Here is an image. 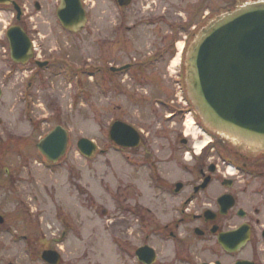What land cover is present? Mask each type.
Wrapping results in <instances>:
<instances>
[{"label": "flooded vegetation", "instance_id": "flooded-vegetation-1", "mask_svg": "<svg viewBox=\"0 0 264 264\" xmlns=\"http://www.w3.org/2000/svg\"><path fill=\"white\" fill-rule=\"evenodd\" d=\"M245 1L80 0L81 22L64 0H0V181L9 172L5 157L22 153L26 97L35 98L48 72L72 86L76 77L80 86L90 83L103 100L138 91L134 101L147 107L150 95L171 127L164 138L175 162L165 171L150 161L146 202L135 211L144 230L137 232L107 229L96 238L36 227L0 197V264H264V154L238 150L197 117L186 121L194 115L186 105L187 47L205 22ZM11 39L22 44L18 60ZM116 121L141 132L129 150L146 144L145 129ZM57 125L64 126L51 129ZM96 239L106 241L98 250L89 243Z\"/></svg>", "mask_w": 264, "mask_h": 264}, {"label": "rangeland", "instance_id": "rangeland-1", "mask_svg": "<svg viewBox=\"0 0 264 264\" xmlns=\"http://www.w3.org/2000/svg\"><path fill=\"white\" fill-rule=\"evenodd\" d=\"M53 29L56 35L64 36L57 27ZM53 45L48 42V46ZM49 74L37 83L38 91L30 94H35V98L26 97L22 153L8 155L4 160L9 172L1 175L0 197L8 201L7 211L19 212L26 221L33 218L36 227L82 229V233L96 234V238L107 234V229L144 230L135 211L137 205L146 202L150 161L165 171L175 163L166 148L164 137L171 127L163 119L164 109L151 106L150 95L148 106L142 107L134 101L141 93L138 91L133 96L128 90L121 94L113 91L111 99L103 100L99 89L90 83L80 86L76 77L72 86ZM30 116L35 121L40 119V128ZM117 116L145 129L143 147L132 151L111 140V121ZM192 120L193 115H189V126L193 125ZM59 123L70 133L69 147L61 162L51 164L39 153L37 143ZM83 137L99 145L92 158H85L78 151L77 143ZM220 146L221 143L219 149ZM224 161L221 159V164ZM181 162L187 163L185 159ZM103 242L106 243L100 239L89 241L95 250Z\"/></svg>", "mask_w": 264, "mask_h": 264}, {"label": "water", "instance_id": "water-1", "mask_svg": "<svg viewBox=\"0 0 264 264\" xmlns=\"http://www.w3.org/2000/svg\"><path fill=\"white\" fill-rule=\"evenodd\" d=\"M66 4L73 20L82 22L80 0H64ZM65 20L70 18H63L67 24ZM21 46L11 39L14 59L18 60ZM185 63L188 97L203 125L240 151L264 154V0L239 3L206 22L191 41ZM111 138L128 148L140 142L138 131L121 121L113 124ZM68 144V133L58 126L37 146L50 162L58 163ZM78 149L90 158L98 146L82 138Z\"/></svg>", "mask_w": 264, "mask_h": 264}, {"label": "bare ground", "instance_id": "bare-ground-1", "mask_svg": "<svg viewBox=\"0 0 264 264\" xmlns=\"http://www.w3.org/2000/svg\"><path fill=\"white\" fill-rule=\"evenodd\" d=\"M206 140H207V139H206ZM206 140H205L204 142H201V143L198 144V147H197L198 151L203 150V148H204V146H205V144H206Z\"/></svg>", "mask_w": 264, "mask_h": 264}]
</instances>
